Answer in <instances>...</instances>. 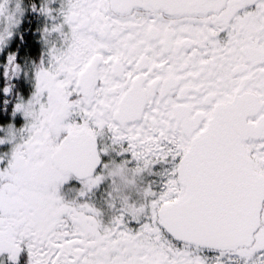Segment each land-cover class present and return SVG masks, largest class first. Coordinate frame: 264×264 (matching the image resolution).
Segmentation results:
<instances>
[{
    "label": "snow or ice",
    "instance_id": "1",
    "mask_svg": "<svg viewBox=\"0 0 264 264\" xmlns=\"http://www.w3.org/2000/svg\"><path fill=\"white\" fill-rule=\"evenodd\" d=\"M0 0V264H264V0ZM38 41V43H33Z\"/></svg>",
    "mask_w": 264,
    "mask_h": 264
},
{
    "label": "flooded vegetation",
    "instance_id": "2",
    "mask_svg": "<svg viewBox=\"0 0 264 264\" xmlns=\"http://www.w3.org/2000/svg\"><path fill=\"white\" fill-rule=\"evenodd\" d=\"M31 2H32V0H26V5H28L29 6V8H30V4H31ZM27 17H26V21H27V23L28 24H26L25 22H24V24H25V33H24V37H27L28 36V38H29V34H28V26H34L35 27V25L37 24V23H39L40 21H39V18H37L32 12H31V9H28L27 11ZM35 29H36V27H35ZM36 32L33 34V35H31L32 37H34V36H36ZM15 41H17V40H15V38H14V40H13V42H12V44L10 45V47H13V45H14V42ZM28 42V40H25V41H23V44H25V43H27ZM33 43L35 44V43H38V41H33Z\"/></svg>",
    "mask_w": 264,
    "mask_h": 264
},
{
    "label": "trees",
    "instance_id": "3",
    "mask_svg": "<svg viewBox=\"0 0 264 264\" xmlns=\"http://www.w3.org/2000/svg\"><path fill=\"white\" fill-rule=\"evenodd\" d=\"M27 16H28L27 13H25V16H24V18H23V22H22V24H21V26H20V29L18 30V34H17V36L15 37V40H17V41H15L13 47H11L13 51H17V52H18V55H19L18 46H19L20 44H23V41L20 40V37L23 36L24 33H25V27H26V26H25L24 22H25L26 24H28L27 21H26V17H27ZM28 31H29V32H28V34H29V38H28V36H27V38H28V40H31V39H32V36H31V35H33V34L36 32V29H35V27L32 25V26H28Z\"/></svg>",
    "mask_w": 264,
    "mask_h": 264
},
{
    "label": "rangeland",
    "instance_id": "4",
    "mask_svg": "<svg viewBox=\"0 0 264 264\" xmlns=\"http://www.w3.org/2000/svg\"><path fill=\"white\" fill-rule=\"evenodd\" d=\"M14 3H15V0H12V4L14 5ZM24 3L26 4V0H24ZM28 9H30L29 7H28ZM27 13V12H26Z\"/></svg>",
    "mask_w": 264,
    "mask_h": 264
}]
</instances>
